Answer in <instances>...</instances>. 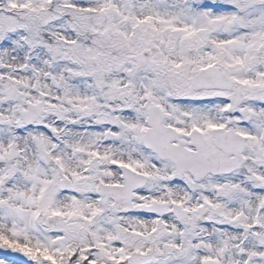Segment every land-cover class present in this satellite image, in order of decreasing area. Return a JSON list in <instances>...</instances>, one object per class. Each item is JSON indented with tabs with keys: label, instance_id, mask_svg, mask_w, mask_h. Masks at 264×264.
Masks as SVG:
<instances>
[{
	"label": "snow or ice",
	"instance_id": "6c2138e0",
	"mask_svg": "<svg viewBox=\"0 0 264 264\" xmlns=\"http://www.w3.org/2000/svg\"><path fill=\"white\" fill-rule=\"evenodd\" d=\"M0 264H264V0H0Z\"/></svg>",
	"mask_w": 264,
	"mask_h": 264
}]
</instances>
